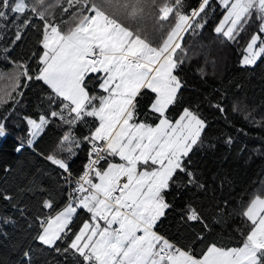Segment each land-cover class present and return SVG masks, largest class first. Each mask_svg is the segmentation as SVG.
Masks as SVG:
<instances>
[{"label": "snow or ice", "instance_id": "obj_1", "mask_svg": "<svg viewBox=\"0 0 264 264\" xmlns=\"http://www.w3.org/2000/svg\"><path fill=\"white\" fill-rule=\"evenodd\" d=\"M210 23L217 39L238 48L241 68L264 64V0H0V63L8 66L0 68V139L22 127L14 151L30 148L56 169L52 191L44 173L17 183L14 170L3 169L0 238L23 220L32 241L12 264H264V175L237 211L231 193L217 197L191 167L210 122L200 103L184 102L180 72L192 59L184 40ZM30 40L39 50L17 58ZM36 82L47 91L35 114L25 113V90ZM222 101L209 104L224 116ZM241 104L232 111L264 127V117ZM51 127L60 135L47 154L38 152ZM223 142L231 147L234 137ZM255 151L264 156V147ZM81 152L84 163L73 172ZM173 189L211 193L208 216L195 195L186 205L182 219L202 231L185 245L156 230ZM235 219V245L197 249L205 232Z\"/></svg>", "mask_w": 264, "mask_h": 264}, {"label": "trees", "instance_id": "obj_2", "mask_svg": "<svg viewBox=\"0 0 264 264\" xmlns=\"http://www.w3.org/2000/svg\"><path fill=\"white\" fill-rule=\"evenodd\" d=\"M195 5L196 0H189ZM212 23H210L199 35H186L185 47L192 55L190 62L186 63L180 75L185 82L183 98L185 105L200 103L201 112L210 122V128L202 148L194 151L191 167L196 169L210 190L219 197L221 191L225 194L231 193L233 207L239 211L241 196L246 200L254 188L259 186V179L264 175V156L256 153L257 148L264 147V127H256L251 123V118L245 119L246 112H233L232 105L236 100L242 102L241 106L251 111L252 117L257 120L264 117V64H259L255 69L241 68L239 66V54L236 46L226 44L213 34ZM157 38H159L157 34ZM38 51L34 40H30L26 46L16 50L17 58H27L31 51ZM218 51V52H217ZM195 53V55H193ZM207 54V61L205 60ZM0 63V68H7ZM203 68V74L198 70ZM46 86L40 82L32 83L25 90L23 111L35 114L37 97ZM223 96V104L226 113L222 116L215 108L211 107L209 101L216 102ZM207 98V99H206ZM148 103V97L141 100V111L143 112ZM180 110L179 107L173 110V116ZM243 130V132L239 130ZM60 129L51 127L45 137L38 143L37 151L47 154L54 146ZM23 134V128H12L11 134L0 139V177L4 176L3 169L11 167L16 174V182L21 183L24 175H40L45 187H49L51 180L56 176V169L42 156L30 148H25L22 153H16L14 146L15 137ZM230 134L234 137L231 147L224 144V135ZM242 146H246L243 152ZM84 153L74 159L71 163L73 172H78L84 163ZM12 174H9L11 176ZM224 180V188L220 189V181ZM2 182V181H0ZM195 195V206L204 208V215L210 214L208 205L211 203L210 195L205 197L199 192L177 191L173 189L167 194L168 201L172 208L162 218L157 226V231L180 245L188 244L194 234L202 231V225L197 222H190L182 217L185 215L186 205L193 203ZM40 196L37 195L32 203L35 204ZM57 199L61 197L57 196ZM3 202L0 201V205ZM240 220L235 219L229 222L227 228L220 226L213 227L211 232L204 233V241L196 245L197 249L205 243L216 241L218 243H232L235 245L236 233L231 230V225L239 224ZM9 233L8 238H0V258L4 264H12L20 255V250L28 243L25 228V221L20 220L18 225L5 226Z\"/></svg>", "mask_w": 264, "mask_h": 264}, {"label": "rangeland", "instance_id": "obj_3", "mask_svg": "<svg viewBox=\"0 0 264 264\" xmlns=\"http://www.w3.org/2000/svg\"><path fill=\"white\" fill-rule=\"evenodd\" d=\"M218 52V51H217Z\"/></svg>", "mask_w": 264, "mask_h": 264}]
</instances>
